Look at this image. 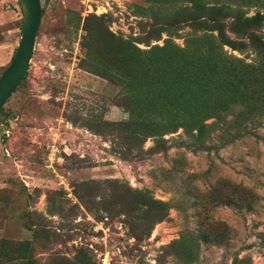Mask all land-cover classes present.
<instances>
[{
    "label": "rangeland",
    "instance_id": "rangeland-1",
    "mask_svg": "<svg viewBox=\"0 0 264 264\" xmlns=\"http://www.w3.org/2000/svg\"><path fill=\"white\" fill-rule=\"evenodd\" d=\"M40 4L45 11L27 76L0 115V238L31 239L32 230L25 226L30 220L49 234L36 241L34 253L41 261L53 255L72 257L84 248L93 264H184L166 246L182 232L195 231L206 241L199 239L198 258L191 264H231L235 257L264 264V120L250 123L242 136L224 146L216 131L207 141L215 147L192 151L174 143L188 140L178 130L165 136L173 144L168 150L124 158L110 136L72 121L94 114L112 121L127 117L113 104L117 87L81 67L85 49L82 20L79 26L77 21L78 15L109 13L111 30L136 36L145 32L139 22L148 17L138 16L134 6H147L149 0ZM256 11L264 8L246 7L248 15ZM22 16L17 0H0L2 65L17 46ZM189 31L178 30L175 41L182 44ZM167 36L164 32L152 43L161 44ZM227 50L247 61L255 58L250 48ZM153 144L148 138L144 148ZM105 178L147 188L171 203L149 237L134 240L121 219L95 220L75 197V182ZM59 195L60 207L55 202ZM49 206L61 213H48Z\"/></svg>",
    "mask_w": 264,
    "mask_h": 264
},
{
    "label": "trees",
    "instance_id": "trees-1",
    "mask_svg": "<svg viewBox=\"0 0 264 264\" xmlns=\"http://www.w3.org/2000/svg\"><path fill=\"white\" fill-rule=\"evenodd\" d=\"M134 7L138 16L148 17L139 22L145 32L136 36L111 30L109 13L78 15L77 26L82 20L83 31L80 43L85 49L80 65L117 87L113 104L121 107L127 117L112 121L94 114L84 121L72 119L74 123L95 134L110 136L118 152L130 159L168 150L173 144L165 136L178 130L188 140L174 143L204 151L215 147L207 141L216 131L224 146L242 136L250 123H262L264 12L248 15L246 7L264 8V0H149L147 6ZM44 11L41 7V14ZM184 27L191 31L179 44L173 36ZM164 32L168 36L161 44L152 43L160 40ZM245 48L255 53L254 59L247 61L227 50ZM6 66H0V76ZM26 76L27 72L14 91ZM3 112L2 107L0 115ZM148 138L154 144L145 149ZM74 195L95 220L121 219L136 241L149 237L171 207L169 201L155 198L149 189L134 188L116 178L75 182ZM61 199L60 195L55 199L59 207ZM55 210L48 207V213H61ZM25 226L32 230L31 239L0 238L3 263L93 264L84 248L76 250L72 257L53 255L39 260L34 253L36 241L48 239L49 234L44 225L30 220ZM199 239L206 241L200 232H182L166 247L182 263L191 264L198 258ZM231 264L251 263L249 258L235 257Z\"/></svg>",
    "mask_w": 264,
    "mask_h": 264
},
{
    "label": "water",
    "instance_id": "water-1",
    "mask_svg": "<svg viewBox=\"0 0 264 264\" xmlns=\"http://www.w3.org/2000/svg\"><path fill=\"white\" fill-rule=\"evenodd\" d=\"M22 10V29L13 56L0 76V109L28 71L41 21L40 0H17Z\"/></svg>",
    "mask_w": 264,
    "mask_h": 264
},
{
    "label": "crops",
    "instance_id": "crops-1",
    "mask_svg": "<svg viewBox=\"0 0 264 264\" xmlns=\"http://www.w3.org/2000/svg\"><path fill=\"white\" fill-rule=\"evenodd\" d=\"M3 41H0V44L2 43ZM0 66H2V64H0Z\"/></svg>",
    "mask_w": 264,
    "mask_h": 264
}]
</instances>
